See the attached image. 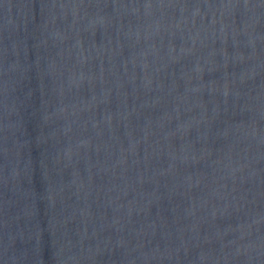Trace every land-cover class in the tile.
<instances>
[{
    "label": "water",
    "instance_id": "95a60500",
    "mask_svg": "<svg viewBox=\"0 0 264 264\" xmlns=\"http://www.w3.org/2000/svg\"><path fill=\"white\" fill-rule=\"evenodd\" d=\"M0 264H264V0H0Z\"/></svg>",
    "mask_w": 264,
    "mask_h": 264
}]
</instances>
